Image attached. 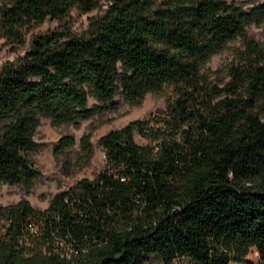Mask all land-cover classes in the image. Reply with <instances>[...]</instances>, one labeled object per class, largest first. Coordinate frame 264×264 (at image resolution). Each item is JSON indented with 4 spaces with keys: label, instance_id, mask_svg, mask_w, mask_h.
<instances>
[{
    "label": "trees",
    "instance_id": "1",
    "mask_svg": "<svg viewBox=\"0 0 264 264\" xmlns=\"http://www.w3.org/2000/svg\"><path fill=\"white\" fill-rule=\"evenodd\" d=\"M101 1L0 0V29L23 43L25 28ZM104 1L84 31L37 33L0 67V189L38 177L29 153L40 116L78 124L116 96L139 104L163 84L173 96L155 124L133 119L99 136L105 167L94 178L54 192L43 209L27 198L0 205V264H146L150 254L247 263L250 247L264 264V48L246 33L264 19V0L247 10L235 0ZM235 37L243 47L227 79H211L205 62ZM135 128L154 144L137 143ZM92 130L79 139L84 161ZM74 143L61 134L53 151ZM29 223L45 248L24 255ZM64 247L76 255L65 259Z\"/></svg>",
    "mask_w": 264,
    "mask_h": 264
},
{
    "label": "rangeland",
    "instance_id": "2",
    "mask_svg": "<svg viewBox=\"0 0 264 264\" xmlns=\"http://www.w3.org/2000/svg\"><path fill=\"white\" fill-rule=\"evenodd\" d=\"M235 1L247 10L259 0ZM106 5L107 1L103 0L88 12L72 7L61 19L49 18L41 23L33 24V26L24 29V42L19 44L7 38L4 30L0 29V67L4 62L15 60L21 55L29 46L31 38L37 33L46 32L49 29L65 28L74 33L84 31L90 18L103 13ZM246 33L248 37L255 39L264 48V19L259 22L252 21L247 25ZM242 47V39L235 37V39L227 41L220 50L213 52L204 65V69L209 72L210 78L217 81L227 79L226 69L224 68L235 59L236 50ZM172 96L173 86L168 84H163L159 90L147 91L139 104H128L121 97L116 96L117 106L113 109H106L101 114L85 118L78 124H55L49 118L40 116L33 135L39 145L35 151L29 153L33 165L39 168L40 173L33 180L32 186L28 188L24 185L4 184L0 189V205H7L10 202L27 198L33 207L43 209L48 205L54 192L68 189L80 178H94L105 167L104 151L101 145L98 144L99 136L111 128L124 126L129 120L133 119L149 118V124H155V117L153 116L160 115V110L166 106V98ZM89 102H92V100L90 99ZM90 125L93 126L91 133L93 153L87 161H84L81 157L83 152L79 149L78 143L81 134L88 130ZM64 133H71L75 138V143L56 155L53 146L61 134ZM132 133L137 143L142 145H145V143L154 144V142H149L147 137L142 136L136 128L133 129ZM68 158H70L71 164L69 169L66 170L63 166V160ZM38 236V232H30L21 241L24 247V255H29L36 250H44L45 246L39 243ZM63 253H66L63 255L67 260L76 255L68 247H64ZM149 257L146 264H163L158 255L150 254ZM245 257L249 262L229 261L228 264H261L254 247L249 248ZM170 264H193V262L186 257H180Z\"/></svg>",
    "mask_w": 264,
    "mask_h": 264
},
{
    "label": "built area",
    "instance_id": "3",
    "mask_svg": "<svg viewBox=\"0 0 264 264\" xmlns=\"http://www.w3.org/2000/svg\"><path fill=\"white\" fill-rule=\"evenodd\" d=\"M28 229L30 230V232H35L36 233L38 231L37 226H35L33 223H29L28 224Z\"/></svg>",
    "mask_w": 264,
    "mask_h": 264
}]
</instances>
